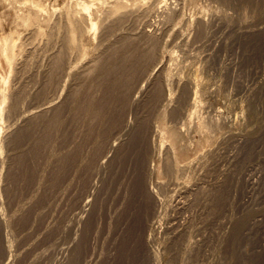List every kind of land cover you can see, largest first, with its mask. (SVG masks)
<instances>
[{
  "label": "rangeland",
  "instance_id": "rangeland-1",
  "mask_svg": "<svg viewBox=\"0 0 264 264\" xmlns=\"http://www.w3.org/2000/svg\"><path fill=\"white\" fill-rule=\"evenodd\" d=\"M79 1L85 2L88 5H92L94 3H97L99 0H0V41L1 39L7 38L5 36L9 37L10 35L14 38L19 37V35L24 38L26 37V40L22 41V42L25 41L22 46V53L25 55L26 51L31 47L33 48L38 45L42 46L48 38V32L50 31L49 27L53 25L58 15L60 13H64L65 11L67 12L70 10H74L77 7V3ZM102 1H106L107 3L112 2V0H102ZM170 1H171L170 4L176 5L174 6L176 8L178 6L177 9L180 11H179V15L174 20L175 22L174 21L170 22L169 26L171 24L175 25L176 23L177 24L176 26L171 25L173 29L183 28L185 32L189 33L192 32V30L194 29L197 19L202 17L212 25L213 27L212 30L214 29L215 31L212 40V45L214 46L215 43L224 33V30L222 32L221 28L217 29L215 24L216 23L215 16H217L218 14H220L219 16H225L228 19L230 18L229 20L233 22L232 24L235 26V29L239 28V26L244 28L247 27L248 25L249 26L254 25L253 27L264 26L263 24L264 0H170ZM128 2H129L128 4H134L135 2L136 3L138 2L139 4L141 3V0L128 1ZM33 5H39V8L42 7L41 9H43L44 13L50 15L48 16L47 14H43V17H41L42 20L40 19V23L38 24L42 28L40 32H36L37 34L35 33L34 36L31 34V31L33 30V27L35 28L36 25L24 26L21 23L22 17L27 16L29 11L34 9ZM92 7H93L92 13L94 15L93 16L94 19L100 22L101 13L97 9L98 6L93 5ZM152 19L151 20L156 24L157 17L153 16ZM51 23L52 25H50ZM236 23L238 24L236 25ZM45 29H47L46 30L47 33ZM38 33L40 34L38 35ZM29 34L31 35V37ZM27 36L30 38L27 39ZM167 41H165V43H163L162 46L158 49L156 57H159L161 60H165L167 62L166 63L167 67L163 73V78L166 77L169 79V83L172 85L171 86L167 85L169 86L167 88L171 89L172 92L175 91L174 97L175 96L179 97V98L177 97L175 98L176 100H179V103L181 105L178 102L177 103L175 102V104L172 106L173 109H175L176 111L174 110V112H169V110L166 107L156 104L155 97L157 96L156 95L157 92H159L158 86L160 82H162L161 81L162 77L160 81L158 80V82L151 88L152 90L149 91L147 96L145 95L144 96L145 98L143 97L144 100L142 99L140 105L134 111L131 110L129 111L130 108L126 104V99L122 96L124 92L121 91V89L125 91L124 96L128 97V94L131 91V88H129L131 87V84L129 83L128 80L127 82H125V79H122L123 78L122 74L128 75L129 72L126 71L127 69L125 67H123L124 65L126 66L125 63L126 61L123 62L117 56L119 54V51L121 52L122 50L121 44H118L115 47H113V49H111L110 54H107L106 57H103L101 59L99 63L100 73H101L99 74V78L98 77L90 78L88 82L86 81L82 84L81 88L79 87L77 88V90L75 89L74 92L72 93L71 96L74 98L75 104L77 103L76 104L77 112L75 111V114L73 113V115L76 116L75 119H73L74 117L71 114L72 119H69V123L67 124L68 126L65 125V128L61 130V132L64 135H62L60 131H58V133L61 135H58V133L56 134L57 130L56 131L54 130L53 127L54 123L47 122V124H45L46 122L45 123L35 122L32 123V125L34 124V127L30 126L25 133H23L22 131L23 134L21 133L22 135L21 137H19L20 140L19 143L20 142L22 143L20 150L22 152L18 157L15 158L14 164L10 169L11 175L9 174L7 183H5L6 186L4 187V189L2 188L3 190L1 189L0 191L1 192L0 197L1 196L3 197V198L1 197L2 202L5 203L6 205L8 204H10L11 206L14 205L13 208L16 206L17 202L18 203L21 202L22 199L25 201V197H26L25 195L26 194L28 195L33 190V187L36 184L35 182L37 181V176H38L37 174L39 172V168L42 167L41 165L44 161L43 157H46L47 154L49 153L50 148H47L49 145L39 146L38 144L40 142L38 141L44 140V142L47 141L49 143L51 142L52 144L54 140L57 141L56 139H54L57 135L56 138H59L61 136L59 138L60 140L58 144L59 143L64 144L66 143V141L71 140L76 134V136L79 137V143H80L77 145L76 148H73L74 151L72 152L74 153L71 152L70 155L69 153H66L67 155L65 154L63 156L62 161L55 163L54 164L55 166L53 165L51 167L52 169L50 168L48 170L49 171L47 173L48 176L46 175L47 177L46 180L48 181V186H47L48 188L46 189L47 192H45L47 197V195L49 196L50 192H52L54 189L53 183L56 180V178L59 176L58 169L64 170L65 169L64 167H67L66 170H69L72 167H77V166L78 168H80L79 162L82 157L81 154L82 153L84 154L85 152L89 151L90 159H91L89 166L91 167V170L90 168H88V170L86 171V175L84 173L85 171H82L84 173L83 174L84 176L82 178L83 179L82 183H83L85 181V178L92 171V166H93L92 162L94 157L97 156L102 150V147L105 146V141L108 139V136H110L109 134L111 132L110 130L116 128L118 129V127H120V125L122 126V124L125 122V120L128 117L130 118L132 117L133 119L136 120L133 126V128L134 127L135 128L134 129L132 128L133 130L131 129L129 133L130 135L128 134L126 141L113 156V158L114 157L115 158L112 159L107 172L103 174L104 177L99 187L97 188L96 192L94 193L93 196L94 203L92 205V209L90 208V211L85 219V222H83L80 225L81 227L74 228V231L72 232L69 238L72 244L71 245L72 255L70 254V260L68 262L69 264H264V31H262L261 33L246 35V36L245 35L240 36L238 32H234V35L232 34L229 35V38L226 40L227 45H230L231 42L232 46H228L229 49L227 48V46H224L220 54V60L223 57L222 62L220 61L219 65L216 64V66L215 65L212 66L215 67L214 69L209 68L207 71L203 69V65H204L203 57H205L204 54L207 53L209 54V52L211 53L210 49H212L213 46H211L212 48L209 46L200 47L197 44L196 45L192 44L189 45L188 47L183 48L182 46L180 47L179 44L173 43L172 39L170 38ZM98 43H99V39L94 38V36H92L89 42L92 51L91 56L93 55L96 56L98 54L96 52H99V50L97 51L95 48V46H97ZM25 45L26 47H24ZM23 47L25 48V50ZM198 47L200 50L198 49ZM230 47H232L233 49ZM113 51H117L118 54L116 52L112 53ZM174 51L176 54L174 53ZM188 52L190 53V56ZM36 53L37 55H35ZM36 53L30 56L29 61L31 63H34L36 60L42 61L41 57H38V54L40 56H43V58L44 55L45 56L47 55L45 54L46 52L44 53L43 51L41 52L40 50L39 53L38 52ZM22 55L19 54V57L23 58L24 56ZM148 57H144V59L146 58V60L148 61L147 62L146 60H144L145 61L144 63L146 62L149 63L154 58V54L152 56V59L150 58L151 55ZM112 59H117L115 63H113L114 65L110 63V60ZM121 61L123 62L122 65H120ZM2 62L0 61V90L3 91L2 92L0 91L1 93L0 100H2L1 99L2 93L3 92L9 93L8 90H10L11 87H13L16 84V77H19V75L23 76L25 74L26 75L29 74L28 73L29 70L27 71L28 67L26 69L22 68L21 69L22 73H21L20 68H17L16 66L11 67L10 65L9 68V66L5 62L3 63ZM116 62L119 65H117ZM102 67L107 71L108 76L106 75V71H104ZM223 68H225V70ZM215 69L216 71L219 72L214 71ZM222 69L224 71H222ZM201 70L204 73H202ZM221 72H225L223 74L225 75L228 74L229 76L228 75L224 76ZM116 73H118V75ZM109 74L112 76H110ZM207 75L209 77H207ZM32 76L28 75V78L24 76V78H27L23 80L26 83L24 84L23 82V84L25 85L24 89L26 91L32 88L31 86L35 84L34 82L38 77V76L36 77V75L35 76L32 75ZM195 78L198 81V83L201 85L198 88L194 87V90H192V92L197 91V95H199V97H196L197 95L195 94V97L197 99L199 98L198 101L201 107L199 113L200 116L199 115L198 116L201 118L207 116L205 117L207 119L208 115H210L208 119L211 120V118L214 119L215 117V123L216 122L218 123V125L215 127V131L211 133L212 135L211 141L207 140L206 139L207 137L204 136V134H202L201 132H199L197 125L201 121L198 118V116H194L193 118L194 120L192 119L191 121H189L188 119V116L191 114L193 109H191L189 106L187 107L188 103H186V100L189 91H187L188 89L185 88V85L188 82V80L190 79L195 80ZM108 81L111 82V85H113L114 83L116 84H114V86L112 87ZM27 82H29L31 85ZM174 82L182 83L181 85L182 88L180 86V89L178 90ZM126 90H128L129 92H127ZM207 90L210 91L208 92ZM120 99L123 100L121 101ZM202 99L206 101L208 100L207 103L206 101H202ZM201 101L203 103H201ZM0 102L2 103V101ZM184 103L187 105L185 106ZM154 104L157 107H155ZM178 104L182 107H180ZM7 106L8 105H6L5 107L7 108ZM122 106L124 108H122ZM159 107L161 109L164 107L165 109L160 110ZM207 107L209 109L212 108L213 111L210 110L211 112L210 113ZM177 111H179V113ZM96 112H98V114ZM165 112L168 113L164 114ZM170 113L173 115H171ZM186 113H188L189 115H186ZM180 114H183L182 118H180L181 117ZM2 115L1 116L3 118L2 121L3 123H1L0 121L1 123L0 131L2 132V133L0 132V136H1L0 142L2 144H5L3 142H5L4 140H6L7 137V134L5 133L8 130L7 124H9L8 119L10 120V118L8 117L10 116L9 113L7 114V111H4ZM91 116H94V118L97 116V118L91 119ZM164 116L165 118H163ZM167 116H169L168 119H166ZM183 116H186L187 118ZM178 118H180V120ZM171 119L174 120L175 125H173L174 123ZM166 120H168L167 123ZM184 122H185V127L183 126ZM180 123L183 125H181ZM176 125L179 127H177ZM186 125L187 126L189 125V127H187ZM68 127L69 128L71 127V129H69ZM168 127L171 128L169 129ZM173 127L174 128L176 127V129H173ZM153 128L154 129L156 128L157 130V134L155 135L151 131ZM171 129L173 130L171 131ZM174 130H178L182 132V134L184 133L183 138L180 133L181 138L180 141L178 142L179 144L175 142L173 136H171ZM98 131L100 132L98 133ZM51 132L54 134H52ZM168 132L170 134H168ZM153 135L155 137H153ZM62 136L66 138H63ZM233 138L234 139L236 138L234 140L235 144H232L234 143ZM181 139H183L182 140L183 143L181 142ZM86 141L90 145L87 144ZM23 146L26 150L22 148ZM233 146H235L236 149H234ZM42 147L43 148L46 147V148L43 149ZM168 148L169 149L171 148L170 152H168L167 150ZM183 150H187V151L184 152ZM210 151H212L214 154L212 155L211 152L209 157L211 155L212 156L210 158L207 157L205 159L206 162V163L204 162L205 165L203 164L204 166L203 165L200 166L197 161L199 158H196L198 157L197 155L201 157L203 152L204 154H206L205 152L209 153ZM36 156L38 157L36 158ZM233 156H235V159L232 162L231 158ZM227 159L228 161H226ZM217 160H219L220 162ZM169 161L171 163L167 164L169 163ZM77 162L78 165L76 164ZM192 162L194 164V165L192 164L193 165L192 168L185 169L184 173L181 172V174L183 173L182 176L180 174L177 175L179 176V179L178 177L174 179V181L179 183L178 184L179 186L178 187L176 186L175 189H179V187L181 188L186 184L188 187H192V188L193 187L195 188L197 185L203 184L202 186H200L202 187V190H198V191L195 190L192 191V193L189 192L191 194L178 193L179 194L178 195L172 192L171 190L172 188L167 187L169 190H166L167 191L166 192L165 191L166 186H164L161 190L162 192L159 190L161 192L159 196H161L162 200L165 201V199H163V196L164 193L165 194L167 193V195L164 196V198H166V204L164 203L165 209L161 208L162 212L159 209V214L158 212L156 213V217L159 218L153 221L152 220L153 217L148 214V210L147 211L145 210L146 195L145 193H143L144 183L151 182V185H156V184H162L160 183L161 181H159L162 180L163 184L167 185L170 179L168 178L170 176L167 173L171 165L178 166L180 164L178 168L181 169V168L189 167L186 165ZM5 165H6L5 167V171H6L7 164ZM165 167H167V169H165ZM147 168L153 169L152 171L153 173L151 174L148 173ZM160 168H162L163 171L161 170L160 171L161 173H158ZM196 171L199 172L197 173ZM221 172L222 173L224 172L225 175H223ZM199 173H201V175ZM163 175L165 176V178ZM160 176L163 177L160 178ZM203 179H205L206 181ZM248 179H251L253 182L256 181L255 182L256 186L253 189L251 186H249V183L247 181ZM27 191L29 192L27 193ZM200 191H202L203 193H201ZM169 192L172 193L171 196H173L174 193L177 197H175L174 195V198H172ZM12 194L14 195V198ZM21 194L22 196H20ZM19 197L22 198L20 199ZM167 197L168 199L169 197L172 199L171 205L170 203H167V201L170 202L169 200H167ZM15 198L16 200H14ZM18 199L20 201H18ZM45 199L46 198H43L39 202H36L37 206L36 203L32 204L29 207L30 209L28 208L24 212L18 214L19 219L18 218L16 219V224H15V227H17L16 246L19 245V247L17 246L18 248H20L19 250L25 252L22 254V256L24 257L20 258L21 261L23 260L22 263L19 262L18 264H28L29 262H32L33 259L36 258L35 255L37 253L39 254V252L41 253L44 251L48 252V250H50L52 246L50 243H52L54 239H51L50 237L46 239H42L40 237L38 238L39 240L37 239V233L39 230L38 228H40L38 224L40 220H38L39 216L38 217L36 216L39 215V209L41 207L40 202L44 201ZM23 200L22 202H24ZM42 203L43 202H41V204ZM38 205L40 206L39 209L37 208ZM35 208L38 210H36ZM22 214L24 215L22 216ZM23 217L27 219H24ZM18 220L20 221V223L18 222ZM29 221L31 223H29ZM155 221L158 222L160 221V223L155 224V230L154 229L152 230L153 233L147 231L148 225H152V223ZM146 222L150 224H147ZM23 223L25 226L23 225ZM143 226H145L146 229ZM18 229L21 232H19ZM78 229H80V231ZM145 236L146 237L148 236L147 239ZM48 239L49 241H45L46 243L44 241L42 242V240H48ZM47 242L49 244H47ZM24 246H26V249L29 248L30 250L27 249L26 251ZM36 249H38L39 251L37 250L36 252ZM38 254L36 256H38ZM32 255L35 258H33ZM25 259L27 260V262Z\"/></svg>",
  "mask_w": 264,
  "mask_h": 264
},
{
  "label": "bare ground",
  "instance_id": "bare-ground-1",
  "mask_svg": "<svg viewBox=\"0 0 264 264\" xmlns=\"http://www.w3.org/2000/svg\"><path fill=\"white\" fill-rule=\"evenodd\" d=\"M128 1H136V0H112V2L109 4L106 1H102L99 0L97 3H94L92 5H88L85 2H78L77 3V7L74 10H70V11H65L64 13H60L57 17V19L54 21L53 25L52 23L50 25H52L50 28V31L48 32V38L46 40V42L40 46H36V47H31L30 49H28L25 53V55L22 53V46L23 40H26V37H22L19 35V37L14 38L9 36H5L7 38L1 39L0 41V61L5 62L8 66L10 65L11 67L16 66L17 68H20V71L22 73V68L26 69L27 67V71H28V75L32 76V75H36V81L34 82L35 84L32 85L30 88V90L26 91L24 89V84H26L23 80L28 78V75H23L19 77H16V84L11 87L9 91V93H2V103L0 104V121L1 123H3V118H2V114L4 111H7V114L9 113L8 118H10V120L8 119V130L6 131L5 134H7L6 140H4L5 144H2L0 142V191L1 189L6 186L5 183H7L8 180V176L11 173L10 169L12 167V165L14 164L15 158L18 157L22 151L21 150V142L19 143V137H21V135L23 133L26 132V130L31 126L34 127V124L32 125V123H45L47 124V122L50 123H54L53 127L54 130L56 132V134L58 133V131L61 132V130L63 128H65V125H67L69 123V119H72L71 114L73 115V113L75 114L76 111V104H75V100L74 98L71 96L72 93L74 92V90L77 88H81L82 84L84 82H88V80L90 78H99V74L100 73V61L103 57H106L107 54H110L111 49H113V47H115L118 44H121V52L119 51L118 54V50L117 51H113L112 53L116 52L118 55V58L120 60H122L123 62L126 61V66L124 65L123 67H125L126 71H128V75L127 74H122V79H125V82H127V80L129 81V83L131 84V91L129 92L128 90H126L127 92H129L128 97H125V91L121 89V91L124 92V94L122 95L125 99H126V104L129 106V111H134L142 102L143 97L149 93L150 90H152L151 88L158 82V80L160 81L161 77H162V82H160L159 84V92H157V96L155 97L156 99V104L160 105V106H164L166 107L169 112H174L175 109H173V105L175 104V102L179 103V100H176L175 96V91L172 92L171 89L167 88L169 86L167 85H172L169 83V79L164 77L163 78V73L166 69V61L165 60H161L159 57H156L157 55V51L158 49L162 46L163 43H165V41H167L169 38L172 39L173 43L175 44H179L180 47L182 46L184 47H188L189 45L192 44H197L198 46H213L211 50V53L209 52V54H204L205 57L204 58V62H203V69L205 71H207L209 68L214 69L215 67L212 66H216V64L219 65V62H222V59L220 60V54L223 50L224 46H232L231 42L230 45H227V39L229 38V35H234V32H238L239 35L243 36V35H253V34H257V33H261L262 31H264V26H260V27H253V26H248L247 27H240L235 29V26L232 24L233 22H231L227 17L225 16H219L220 14H218L217 16H215V24L217 29L221 28L222 32L224 30L223 35L219 38V40L215 43V46L212 45V40H213V36H214V29L212 30V25L204 18L200 17L197 19L194 29L192 30V32H185L183 28H179V29H173L171 27V24L169 26L170 22H173L175 20V18L179 15V11L176 7V5H172L170 4V0H141V3L138 4V2L134 3V4H128ZM143 2V3H142ZM7 3V2H6ZM25 3V2H24ZM29 3V2H28ZM132 3V2H131ZM34 4V3H33ZM93 5H97L98 6V11L101 13V19L100 22L96 21V19H94V15H93V11H92V6ZM7 6V5H6ZM34 9H32L31 11H29L27 16H23L22 17V24L24 26H33L36 25L35 28L33 27V30L31 31V34L34 36V34L36 32H40L41 30V26L38 25L40 23V19L42 20L41 17H43V14H47L44 13L43 9H41L42 7L39 8V5H33ZM41 6V5H40ZM96 7V6H94ZM181 8V7H180ZM96 9V8H95ZM45 10V9H44ZM67 10V9H66ZM18 11V10H17ZM19 13V12H18ZM96 13V12H95ZM25 14V13H24ZM48 15V14H47ZM57 15V14H56ZM222 15V14H221ZM50 16V15H48ZM47 16V17H48ZM98 16V15H96ZM157 17V22L156 24L154 23L155 21L152 19V17ZM45 17V16H44ZM46 17V18H47ZM212 17V16H211ZM207 18V17H206ZM12 19V18H11ZM19 19V18H18ZM154 21H152V20ZM264 20V19H263ZM175 22V21H174ZM264 22V21H263ZM20 23V22H19ZM214 23V22H213ZM212 23V24H213ZM262 23V22H261ZM17 24V23H16ZM21 24V25H22ZM43 24V23H42ZM189 24V23H188ZM238 23H236L237 25ZM243 24V23H242ZM264 24V23H263ZM177 24L175 23L176 26ZM194 25V24H193ZM258 25V24H257ZM43 26V25H42ZM186 26V25H185ZM184 26V27H185ZM13 27V26H12ZM23 27V26H22ZM44 28V27H43ZM47 28V27H46ZM20 29V28H19ZM28 29V28H27ZM187 29V28H186ZM185 29V30H186ZM15 30V29H14ZM47 29H45L46 31ZM220 30V29H219ZM218 30V33H219ZM22 31V29H21ZM30 31V30H29ZM100 31V32H99ZM221 31V30H220ZM19 32V31H18ZM28 32V31H27ZM233 32V33H232ZM47 33V31H46ZM230 33V34H229ZM10 34V33H9ZM28 34V33H26ZM37 34V33H36ZM40 33H38L39 35ZM227 34V35H226ZM25 35V34H23ZM30 35V34H29ZM37 35V36H38ZM43 35V34H42ZM236 35V34H235ZM94 36V38H98L99 39V43L97 46H95L96 50L99 52L96 56H91V47H90V39L91 37ZM31 37V35H30ZM27 36V39L30 38ZM234 37V36H233ZM245 38V37H244ZM248 38V37H247ZM34 39V38H33ZM45 39V37H44ZM225 40V41H224ZM41 41V40H40ZM168 42V41H167ZM236 42V41H235ZM239 42V41H238ZM237 42V43H238ZM33 43V42H32ZM37 43V42H36ZM233 43V42H232ZM251 43V42H250ZM234 44V43H233ZM236 44V43H235ZM27 45V44H26ZM26 45L24 47H26ZM165 45V44H164ZM247 45V44H246ZM167 46V45H166ZM23 47V48H24ZM195 47V46H193ZM197 47V46H196ZM192 48V47H191ZM232 48V47H230ZM169 49V48H168ZM199 49V47H198ZM204 49V47H203ZM229 49V48H228ZM233 49V48H232ZM25 50V48H24ZM39 50L42 52H46L45 54H47L46 56H40L38 54V57H41L42 61L36 60L34 63H31L29 61L30 56L33 55L34 53L38 52ZM200 50V49H199ZM231 50V49H230ZM171 51V49H170ZM183 51V50H182ZM225 51V50H224ZM236 51V50H235ZM95 52V51H94ZM179 52V51H178ZM181 52V51H180ZM23 55H22V54ZM169 53V52H168ZM175 53V51H174ZM182 53V52H181ZM189 53V52H188ZM19 54L24 56L23 58L19 57ZM42 54V53H41ZM95 54V53H94ZM154 54V58L152 59V56ZM159 54V53H158ZM176 54V53H175ZM187 54V53H186ZM195 54V53H194ZM202 54V53H201ZM37 55V53L35 54ZM151 55V61L149 63H147L148 61L146 60V58L144 59V57H148ZM171 55V54H169ZM236 55V54H235ZM21 56V57H22ZM114 56V55H113ZM190 56V53H189ZM238 56V55H237ZM115 57V56H114ZM164 57V56H163ZM117 58V59H118ZM165 58V57H164ZM198 58V57H197ZM39 59V58H37ZM107 59V58H106ZM117 59H112L110 60V63L112 65H114L113 63H115V61ZM149 59V57H148ZM186 59V58H185ZM238 59V58H237ZM242 59V58H241ZM245 59V58H244ZM33 60V59H32ZM119 60V61H120ZM146 60L147 62L144 63ZM170 60V59H169ZM121 64L122 65V62ZM2 62V63H3ZM124 63V64H125ZM143 63V64H141ZM191 63V61H190ZM195 63V62H194ZM197 63V62H196ZM225 63V61H224ZM117 65H119L116 62ZM190 65V64H189ZM199 65V64H198ZM9 66V68H10ZM225 66V65H224ZM227 66V65H226ZM231 66V65H230ZM104 67V66H103ZM102 67V68H103ZM116 67V66H115ZM202 67V66H201ZM200 67V69H201ZM101 68V69H102ZM114 68V67H113ZM112 68V69H113ZM119 68V67H118ZM122 68V67H121ZM217 68V67H216ZM219 68V67H218ZM226 68V67H225ZM225 68H223L225 70ZM231 68V67H230ZM23 69V71H24ZM104 69V68H103ZM109 69V67H108ZM199 69V68H198ZM202 69V70H203ZM222 69V71H224ZM229 69V68H227ZM119 70V69H118ZM195 70V69H194ZM201 70V71H202ZM203 70V71H204ZM219 70V69H218ZM234 70V69H233ZM104 71H106L104 69ZM199 71V72H201ZM202 71V73H204ZM216 71V69L214 70ZM227 71V70H226ZM225 71V72H226ZM26 72V71H25ZM109 72V71H108ZM114 72V70H113ZM219 72V71H216ZM225 72H221L222 74ZM230 72V71H229ZM27 73V72H26ZM103 73V72H102ZM110 73V72H109ZM235 73V72H234ZM237 73V70H236ZM104 74V73H103ZM118 75V73H116ZM200 74V73H198ZM207 74V73H206ZM256 74V73H255ZM106 75L107 71H106ZM110 75V74H109ZM114 75V73H113ZM202 75V74H201ZM209 75V74H208ZM207 75V77H209ZM224 76H227L225 74H223ZM231 75V74H230ZM27 77V78H24ZM112 76V75H110ZM109 76V77H110ZM229 76V75H228ZM33 77V76H32ZM206 77V78H207ZM213 77V76H212ZM211 77V78H212ZM31 78V77H30ZM105 78V77H103ZM198 78V77H197ZM204 78V77H203ZM210 78V79H211ZM235 78V77H233ZM240 78V77H239ZM108 79V78H107ZM106 79V81H107ZM115 79V77H114ZM224 79V78H223ZM227 79V77H226ZM180 80V79H179ZM199 80V79H198ZM202 80V79H201ZM204 80V79H203ZM212 80V79H211ZM15 81V79H14ZM29 81V80H28ZM119 81V80H118ZM242 81V80H241ZM24 82V84H23ZM30 82V81H29ZM27 82V83H29ZM109 82V81H108ZM114 82V81H113ZM122 82V81H121ZM124 82V83H125ZM200 82V81H199ZM237 82V81H236ZM99 83V82H98ZM107 83V82H106ZM111 85V82H109ZM108 83V84H109ZM120 83V82H119ZM175 83V82H174ZM205 83V82H204ZM231 83V82H230ZM30 84V83H29ZM86 84V83H85ZM84 84V85H85ZM116 84V83H114ZM111 85L112 87L114 86ZM123 84V83H122ZM127 84V83H126ZM217 84V83H216ZM228 84V83H227ZM236 84V83H235ZM17 85V86H16ZM31 85V84H30ZM99 85V84H98ZM107 85V84H106ZM119 85V84H118ZM175 85L177 86L176 88L179 90L180 86L182 85V83L180 82H176ZM185 85V84H184ZM205 85V84H204ZM213 85V84H212ZM258 85V84H257ZM108 86V87H111ZM120 86V85H119ZM123 86V85H122ZM126 86V85H124ZM129 86V85H128ZM157 86V85H156ZM174 86V84H173ZM199 86H201L198 81L196 80H188V82L185 85V88L188 89V97L186 100L185 106L187 105V107L189 106L191 109H193V111L191 112V114L189 115L188 113H186V115L188 116L189 121H191L194 116H198L200 113V104L199 101L196 97H199V95H197V91H193L194 87L198 88ZM243 86V85H242ZM241 87V86H240ZM83 88V87H82ZM92 88V86H91ZM125 88V87H124ZM123 88V89H124ZM128 88V87H127ZM182 88V86H181ZM210 88V87H209ZM212 89V88H211ZM218 89V88H217ZM246 89V88H245ZM79 90V89H78ZM82 90V89H81ZM80 90V91H81ZM130 90V89H129ZM199 90V89H198ZM202 90V89H200ZM206 90V89H205ZM1 91V90H0ZM3 91V90H2ZM1 91V92H2ZM7 91V92H8ZM90 91V90H89ZM177 91V90H176ZM186 91V90H185ZM204 91V90H202ZM208 92L210 90H207ZM246 91V90H245ZM120 92V91H119ZM216 92V91H215ZM78 93V92H77ZM76 93V94H77ZM81 93V92H80ZM122 93V92H121ZM202 93V92H201ZM251 93V91H250ZM249 93V94H250ZM254 93V92H253ZM1 94V93H0ZM177 94V93H176ZM187 94V93H186ZM195 94L197 95L195 97ZM200 94V93H199ZM209 94V93H207ZM211 94V93H210ZM218 94V92H217ZM228 94V93H227ZM247 94V92H246ZM81 95V94H80ZM90 95V94H89ZM155 95V94H154ZM205 95V94H204ZM239 95V94H238ZM74 96V95H73ZM76 96V95H75ZM121 96V95H120ZM201 96V95H200ZM208 96V95H207ZM237 96V95H236ZM73 99H72V98ZM95 97V96H94ZM122 97V98H123ZM203 97V96H202ZM206 97V96H205ZM247 97V96H246ZM245 97V99H246ZM249 97V96H248ZM83 98V97H82ZM81 98V99H82ZM90 98V97H89ZM145 98V97H144ZM179 98V97H177ZM124 99V100H125ZM154 99V101H155ZM205 99V98H204ZM207 99V98H206ZM209 99V98H208ZM77 100V99H76ZM121 100V99H120ZM123 100V99H122ZM121 100V101H122ZM144 100V99H143ZM201 100V99H200ZM153 101V102H154ZM202 101H206L203 100ZM201 101V103H203ZM208 101V100H207ZM206 101V103H207ZM8 102V104H7ZM24 102V103H23ZM88 103V102H87ZM210 103V102H209ZM85 104V103H84ZM91 104V103H90ZM180 104V103H179ZM178 104V105H179ZM183 104V103H182ZM6 105L7 108L5 107ZM92 105V104H91ZM89 105V106H91ZM126 105V107H127ZM155 105V104H154ZM181 105V104H180ZM179 105V106H180ZM205 105V104H202ZM210 105V104H209ZM208 105V106H209ZM79 107V106H78ZM94 107V106H92ZM155 107H157L155 105ZM162 109H165V108ZM176 107V106H175ZM182 107V106H180ZM184 107V106H183ZM122 108H124L122 106ZM160 108V107H159ZM186 108V107H185ZM184 108V109H185ZM208 108V107H207ZM86 109V108H85ZM160 108V110H162ZM166 109V110H167ZM179 109V108H178ZM183 109V112H184ZM209 109V108H208ZM87 110V109H86ZM90 110V109H89ZM88 110V111H89ZM98 110V109H97ZM101 110V109H100ZM99 110V111H100ZM138 110V109H137ZM167 110V111H168ZM182 110V109H181ZM188 110V109H187ZM206 110V108H205ZM211 109H209L210 112ZM91 111V110H90ZM94 111V109H93ZM127 111V110H126ZM176 111V110H175ZM186 111V110H185ZM213 111V110H212ZM77 112V111H76ZM92 112V111H91ZM109 112V111H108ZM117 112V111H115ZM161 112V111H160ZM179 113V111H177ZM176 112V113H177ZM182 112V111H181ZM207 112V111H205ZM94 113V112H93ZM98 114V112H96ZM95 113V114H96ZM168 112H165L164 114H166ZM190 113V112H189ZM211 113V112H210ZM78 114V113H77ZM82 114V113H81ZM94 114V115H95ZM100 114V113H99ZM130 114V113H129ZM128 114V115H129ZM132 114V113H131ZM136 114V111H135ZM148 114V113H147ZM152 114V113H151ZM156 114V113H155ZM171 114V113H170ZM203 114V113H202ZM206 114V113H205ZM204 114V115H205ZM208 114V113H207ZM213 114V113H212ZM2 115V116H1ZM83 115V114H82ZM90 115V114H89ZM134 115V114H133ZM141 115V114H140ZM143 115V114H142ZM146 115V114H145ZM153 115V114H152ZM159 115V114H158ZM161 115V114H160ZM169 115V114H167ZM173 115V114H171ZM182 118L183 114H180ZM179 115V116H180ZM70 116V117H69ZM81 116V115H80ZM120 116V115H119ZM131 116V115H130ZM138 116V115H136ZM163 116V115H162ZM178 116V114H177ZM200 116V115H199ZM200 119V123H198L197 128L199 130V132H201L202 134H204V136H206L207 140L211 141L212 140V135L211 133L215 131V127L218 125V123H215V117L214 119L211 118V120H209V116L208 115V120L205 118L207 116H205L204 118L199 117ZM215 116V115H214ZM12 117V118H11ZM73 119H75V115H73ZM78 117V115H77ZM93 117V118H92ZM107 117V116H106ZM126 117V116H124ZM144 117V116H143ZM169 116L166 117V119H168ZM186 117V116H183ZM83 118V117H82ZM85 118V117H84ZM97 118V116L95 117ZM94 116H91V119H95ZM129 118V119H128ZM125 122L122 124V126L120 125V127H118V129H113L110 130L111 132L108 133L110 134V136H108V139L105 141V146L102 147V150L100 151V153L94 157L93 162H92V171L91 173H89V175L85 178V181L82 183V178H83V174L85 173L86 175V171L88 170V168L91 167L90 165V152L87 151L84 154L82 153V157L80 159L79 165L80 168L77 167H72L69 170H66L67 167H64L65 172L63 169H58L59 170V176L56 178V180L54 181L53 185H54V189L52 192H50V195L46 197V189L48 188V181L46 180L48 176V170L57 162L62 161L63 156L66 153H70L73 150V148H76L79 143V137L75 136L69 140L66 141V143H59V138H54L57 141L54 140V142L51 144V142H47L44 140L42 141H38L40 142L38 145H42V146H46L49 145L47 148L49 149V153L47 154L46 157L44 158V161L42 163V167L39 168V172H38V176H37V181L35 182V186L33 187V190L27 195H25V201L22 202H17L16 206L13 208V206H11L10 204L6 205L5 203L2 202V199L0 197V264H18L19 262L22 263V261L20 260L23 253L22 250H19L20 248L19 245L16 246L17 244V227H15L16 224V219L18 218V214L24 212L26 209H28L32 204H35L36 202H39L41 199L46 198L40 205L41 207L38 205V209H39V215H37L36 217H38V220H40L39 222V227L38 228V233H37V239L38 238H42V239H46L48 237H50L51 239H54V241L52 243H50L52 246L50 248V250L44 251V252H39L38 256L35 255V258L29 262L30 264H69V260H70V254H71V242L69 240L72 232L74 231V228H78L81 227L80 225L85 222L86 217L88 216V213L90 211V208L92 209V205H93V196L94 193L96 192L97 188L99 187L100 183L102 182L103 179V174H105L108 170V167L111 164V161L113 158V156L115 155V153L120 149V147L123 145V143L126 141V138L128 136V134L130 133L131 129L134 126L135 123V119H133L132 117H128ZM147 118V117H146ZM165 118V116L163 117ZM171 118V117H170ZM174 118V117H173ZM180 118H178L180 120ZM187 118V117H186ZM196 118V117H195ZM80 119V118H79ZM87 119V118H86ZM118 119V118H117ZM153 119V118H152ZM185 119V120H188ZM88 120V119H87ZM90 120V119H89ZM172 120V119H171ZM176 120V118H175ZM178 120V121H179ZM184 120V119H183ZM194 120V119H193ZM72 121V120H70ZM74 121V120H73ZM101 121V120H100ZM143 121V120H142ZM141 121V122H142ZM147 121V120H144ZM168 120H166L167 123ZM174 123V120H172ZM175 121V122H178ZM198 121V120H197ZM77 122V121H76ZM87 122V121H85ZM92 122V120H91ZM94 122V120H93ZM140 122V121H139ZM182 122V121H181ZM186 122V121H185ZM185 122H184V127H185ZM0 123V124H1ZM49 123V124H50ZM71 123V122H70ZM81 123V122H79ZM119 123V122H118ZM183 123V122H182ZM192 123V122H191ZM195 123V122H194ZM72 124V123H71ZM83 124V123H82ZM144 124V123H141ZM150 124V122H149ZM154 124V123H153ZM165 124V123H164ZM179 124V125H180ZM189 124V123H188ZM3 125V124H2ZM78 125V124H77ZM95 125V124H94ZM93 125V126H94ZM113 125V124H112ZM140 125V124H139ZM170 125V124H169ZM175 125V123L173 124ZM1 126V125H0ZM36 126V124H35ZM68 126V125H67ZM74 126V125H73ZM91 126V125H89ZM92 126V127H93ZM142 126V125H141ZM144 126V125H143ZM146 126V125H145ZM149 126V125H148ZM172 126V125H171ZM177 126V125H176ZM187 126V125H186ZM6 127V126H5ZM51 127V126H49ZM77 127V126H76ZM88 127V126H87ZM91 127V128H92ZM154 127V126H153ZM179 127V126H177ZM189 127V125L187 126ZM186 127V128H187ZM43 128V127H41ZM69 128V127H68ZM67 128V129H68ZM135 128V127H134ZM133 128V129H134ZM143 128V127H142ZM146 128V127H145ZM150 128V127H149ZM169 128V127H168ZM171 128V127H170ZM169 128V129H170ZM183 128V127H182ZM31 129V128H30ZM33 129V128H32ZM36 129V128H35ZM39 129V128H38ZM71 129V127L69 128ZM76 129V128H75ZM74 129V130H75ZM110 129V128H109ZM132 129V130H133ZM173 129H176V127ZM171 129V131L173 130ZM178 129V128H177ZM44 130V129H42ZM53 130V131H54ZM100 130V129H99ZM149 130V129H148ZM151 130V129H150ZM166 130V128H165ZM168 130V129H167ZM180 130V129H179ZM183 130V129H182ZM23 131V133H22ZM32 131V130H31ZM147 131V130H146ZM152 133L155 135L157 134V130L156 128L151 130ZM181 131V130H180ZM178 130H174L172 132L173 138L175 142H179L181 135L183 138V134L182 132H180ZM1 132V131H0ZM69 132V131H68ZM100 131H98L99 133ZM159 132V130H158ZM170 132V131H169ZM168 132V134H170ZM2 133V132H1ZM22 133V134H21ZM34 133V132H33ZM52 133V132H51ZM62 133V132H61ZM65 133V132H64ZM112 133V134H111ZM149 133V132H148ZM161 133V132H160ZM181 133V135H180ZM4 134V135H5ZM54 134V133H52ZM163 134V133H162ZM167 134V135H168ZM58 135H61L58 133ZM62 135H64L62 133ZM130 135V134H129ZM153 135V137H155ZM161 135V134H160ZM159 135V136H160ZM27 136V135H26ZM37 136V135H35ZM52 136V135H51ZM67 136V135H66ZM69 136V135H68ZM73 136V135H71ZM80 136V135H79ZM148 136V135H147ZM157 136V135H156ZM241 136V135H240ZM245 136V135H244ZM1 137V136H0ZM63 137V136H62ZM70 137V136H69ZM162 137V136H161ZM170 137V136H169ZM247 137V136H246ZM53 138V137H52ZM66 138V137H63ZM61 138V139H63ZM91 138V137H90ZM94 138V137H93ZM152 138V137H151ZM167 138V137H165ZM45 139V138H44ZM97 139V138H96ZM236 139V138H235ZM233 138V142L232 144H235V140ZM3 140V139H2ZM22 140V139H21ZM27 140V139H26ZM151 140V139H150ZM183 139H181L182 142ZM221 140V139H219ZM241 140V139H240ZM31 141V140H30ZM83 141V140H82ZM81 141V142H82ZM148 141V140H147ZM153 141V140H152ZM151 141V142H152ZM171 141V140H170ZM224 141V140H223ZM249 141V140H248ZM26 142V141H25ZM87 142V141H86ZM95 142V141H94ZM169 142V140H168ZM215 142V141H214ZM225 142V141H224ZM37 143V142H36ZM183 143V142H182ZM219 143V142H218ZM221 143V142H220ZM31 144V143H30ZM35 144V143H34ZM87 144H89L87 142ZM99 144V143H98ZM173 144V143H172ZM179 144V143H178ZM177 144V145H178ZM238 144V143H237ZM240 144V142H239ZM37 145V146H38ZM86 145V144H85ZM90 145V144H89ZM171 145V144H169ZM174 145V144H173ZM184 145V144H183ZM210 145V144H209ZM214 145V144H213ZM242 145V144H241ZM240 145V146H241ZM245 145V144H244ZM102 146V144H101ZM164 146V145H163ZM186 146V145H185ZM193 146V145H192ZM34 147V146H33ZM79 147V146H78ZM86 147V146H85ZM187 147V146H186ZM210 147V146H209ZM218 147V146H216ZM221 147V146H220ZM225 147V146H224ZM234 149H236L235 146H233ZM23 149L24 146L22 147ZM30 148V147H29ZM39 148V147H38ZM43 148V147H42ZM46 148V147H45ZM43 148V149H45ZM88 148V147H87ZM163 148V147H162ZM173 148V147H172ZM180 148V147H179ZM185 148V147H184ZM228 148V147H227ZM238 148V147H237ZM40 149V148H39ZM165 149V147H164ZM26 150V149H25ZM24 150V151H25ZM31 150V149H30ZM86 150V148H85ZM89 150V149H88ZM168 152H170L171 148L167 149ZM44 151V150H43ZM42 151V152H43ZM163 151V149H162ZM184 152L187 150H183ZM236 151V150H235ZM34 152V151H33ZM39 152V151H38ZM45 152V151H44ZM47 152V151H46ZM93 152V151H92ZM196 152V151H195ZM212 151H210L209 153L205 152L206 154H200L201 157H199V155H197L199 158L198 164L201 166L204 164L205 159L207 157H209V155L211 154ZM6 153V155H5ZM74 153V152H72ZM163 153V152H162ZM180 153V152H179ZM201 153V152H200ZM167 154V153H166ZM214 153L212 152V155ZM233 154V153H232ZM32 155V153H31ZM46 155V154H45ZM67 155V154H66ZM93 155V154H92ZM91 155V156H92ZM164 155V154H163ZM174 155V154H172ZM171 155V156H172ZM211 155V156H212ZM25 156V155H24ZM35 156V155H34ZM170 156V155H167ZM210 156V157H211ZM228 156V155H227ZM23 157V156H22ZM21 157V158H22ZM30 157V156H28ZM38 156H36L37 158ZM40 157V156H39ZM166 157V156H164ZM175 157V156H173ZM209 157V158H210ZM6 158V160H5ZM79 158V157H78ZM171 158V157H170ZM187 158V157H186ZM23 159V158H22ZM31 159V158H30ZM34 159V158H33ZM41 159V158H40ZM65 159V158H64ZM69 159V158H68ZM165 159V158H164ZM169 159V158H168ZM189 159V158H188ZM219 159V158H218ZM235 159V156H233L231 158V161L233 162ZM19 160V159H18ZM32 160V159H31ZM42 160V159H41ZM162 160V159H161ZM185 160V159H184ZM213 160V159H211ZM65 161V160H64ZM151 161V160H150ZM166 161V160H165ZM194 161V160H193ZM210 161V160H209ZM219 161V160H217ZM228 161V159L226 160ZM7 162V163H6ZM66 162V161H65ZM164 162V161H163ZM167 162V161H166ZM173 162V161H172ZM177 162V161H175ZM182 162V161H181ZM220 162V161H219ZM62 163V162H61ZM171 162L169 161L170 164ZM195 163V162H194ZM206 163V162H205ZM222 163V162H221ZM7 164V170L5 171V167ZM36 164V163H35ZM40 164V163H39ZM78 165V162L76 163ZM186 164V163H185ZM184 164V165H185ZM192 163H188L189 167H185V168H180L179 169V165L178 166H174L171 165L168 171V175L170 177L169 182L167 183V185H164L162 180L160 183L162 184H156V185H151V182H146L143 185V189L145 195H146V200H145V210H148V214L151 215L153 217V221L159 217H156V213L158 212L159 214V209L160 211L164 208L165 204H166V198H164L165 195H167V193L165 194L164 191V196L163 199L161 198L160 193L162 192V188L164 186H166V188H172V192H174L175 194H186L192 191H198V190H202V185H195L196 187L192 188V187H188L187 184L185 186H182L181 188L179 187V189H175V187L179 186L176 181H174V179H176L179 176H177L178 174H180L182 176V174L184 173L185 169L188 168H192ZM213 164V163H212ZM165 165V164H164ZM205 165V164H204ZM203 165V166H204ZM55 166V165H54ZM162 166V165H160ZM168 166V165H166ZM21 167V166H19ZM58 167V166H57ZM184 167V166H183ZM195 167V166H194ZM24 168V167H23ZM70 168V167H69ZM152 168V167H150ZM148 169V173H153V169ZM163 168V167H162ZM162 168H160V170L158 171V173H161L160 171L162 170ZM222 168V167H221ZM22 169V168H21ZM38 169V168H37ZM52 169V168H51ZM165 169H167V167H165ZM214 169V168H213ZM224 169V167H223ZM34 170V169H33ZM54 170V169H53ZM80 170V171H79ZM89 170V171H90ZM190 170V169H189ZM192 170V169H191ZM228 170V169H227ZM22 171V170H21ZM32 171V170H31ZM52 171V170H51ZM67 171V172H66ZM82 171H85L84 173ZM163 171V170H162ZM82 172V173H81ZM180 172V173H179ZM181 172H183L181 174ZM191 172V171H190ZM197 172V171H196ZM199 172V171H198ZM197 172V173H198ZM220 172V169H219ZM227 172V171H224ZM224 172L222 173L223 175ZM58 173V172H57ZM81 173V174H80ZM88 173V172H87ZM164 173V172H163ZM195 173V172H193ZM203 173V172H202ZM214 173V172H213ZM218 173V174H221ZM253 173V172H252ZM24 174V173H23ZM22 174V175H23ZM54 174V173H53ZM165 174V175H167ZM201 175V173H199ZM11 175V174H10ZM21 175V176H22ZM185 175V174H184ZM194 175V174H192ZM250 175V174H249ZM151 176V175H150ZM164 176V175H163ZM163 176H160L163 177ZM186 176V175H185ZM207 176V175H206ZM218 176V175H217ZM222 176V175H221ZM256 176V174H255ZM19 177V176H18ZM153 177V176H152ZM208 177V176H207ZM223 177V176H222ZM248 177V176H247ZM246 177V178H247ZM254 177V176H252ZM29 178V177H28ZM33 178V177H32ZM158 178V177H157ZM165 178V176H164ZM163 178V179H164ZM184 178V176H183ZM249 178V177H248ZM251 178V177H250ZM24 179V178H23ZM22 179V180H23ZM27 179V178H25ZM34 179V178H33ZM50 179V178H49ZM152 179V178H151ZM253 179V178H252ZM31 180V179H30ZM156 180V179H155ZM154 180V181H155ZM205 180V179H203ZM210 180V179H209ZM158 181V179H157ZM180 181V180H179ZM206 181V180H205ZM249 183V186L252 187V189L256 186V181H252L251 179L247 180ZM184 182V181H183ZM198 182V181H197ZM82 183V184H81ZM143 183V182H142ZM153 183V182H152ZM159 183V182H157ZM165 183V182H164ZM181 183V182H180ZM205 183V182H204ZM207 183V182H206ZM34 184V183H33ZM50 185V184H49ZM181 185V184H180ZM184 185V184H183ZM8 186V185H7ZM24 186V185H23ZM142 186V185H141ZM209 186V185H208ZM51 187V186H50ZM81 187V190H80ZM204 187V186H203ZM166 190H169L168 188ZM205 188V187H204ZM2 189V190H3ZM19 189V188H18ZM22 189V188H21ZM27 189V188H25ZM142 189V190H143ZM158 189V190H157ZM206 189V188H205ZM20 190V189H19ZM80 190V191H79ZM161 192H160V191ZM164 190V189H163ZM170 190V191H171ZM159 191V192H158ZM18 192V191H15ZM29 191H27L28 193ZM167 192V191H166ZM201 193H203L202 191H200ZM1 193V192H0ZM49 193V192H48ZM47 193V194H48ZM170 193V192H169ZM173 196H171L172 193H170V196L172 198H174V194ZM189 193V194H191ZM194 193V192H193ZM19 194V193H18ZM178 194V195H179ZM1 195V194H0ZM13 195V194H12ZM11 195V196H12ZM16 195V194H15ZM24 195V193H23ZM163 195V194H162ZM207 195V194H206ZM10 196V197H11ZM22 196V194L20 195ZM143 196V195H142ZM169 196V195H168ZM195 196V195H194ZM5 197V196H4ZM145 197V196H144ZM175 197H177L175 195ZM3 198V197H2ZM12 198V197H11ZM14 198V195H13ZM20 199L22 197H19ZM189 198V197H188ZM198 198V197H197ZM206 198V197H205ZM171 198L167 197V200H169L170 202L167 201V203H170L171 205ZM177 199V198H176ZM180 199V198H179ZM190 199V198H189ZM10 200V198H9ZM16 200V198L14 199ZM18 201H20L18 199ZM143 201V200H142ZM190 201V200H189ZM12 202V201H11ZM185 202V201H184ZM144 203V202H143ZM165 203V204H164ZM175 203V202H174ZM142 204V203H141ZM188 205V204H187ZM37 206V203H36ZM140 206V205H139ZM167 206V205H166ZM169 206V205H168ZM32 208V207H31ZM162 208V209H161ZM178 208V207H177ZM30 209V208H29ZM33 209V208H32ZM36 209V208H35ZM36 209V210H38ZM165 209V208H164ZM185 209V208H184ZM179 210V209H178ZM166 211V210H165ZM162 212V211H161ZM160 212V213H161ZM168 212V211H167ZM29 213V212H28ZM31 213V212H30ZM26 214V213H25ZM146 214V213H145ZM165 214V213H163ZM24 214H22L23 216ZM29 215V214H28ZM147 216V215H146ZM159 216V215H158ZM165 216V215H164ZM20 217V216H19ZM24 218V217H23ZM22 218V221H23ZM146 218V217H145ZM19 219V218H18ZM27 219V218H24ZM33 219V218H32ZM148 219V218H147ZM167 219V218H166ZM165 219V220H166ZM26 221V220H24ZM140 221V220H139ZM163 221V220H162ZM18 222L20 223V221L18 220ZM34 222V221H33ZM32 222V224H33ZM37 222V220H36ZM18 223V224H19ZM29 223H31L29 221ZM147 224H150L148 222H146ZM156 223H160V221H155L152 223V225H148V229L147 231L152 232V230H155V224ZM165 223V222H164ZM22 224V222H21ZM26 224V223H25ZM31 224V226H32ZM146 224V226H147ZM24 225V223H23ZM29 225V224H28ZM140 225V224H139ZM22 226V225H20ZM25 226V225H24ZM30 226V227H31ZM34 226V225H33ZM157 226V225H156ZM36 227V225H35ZM142 227V226H141ZM145 227V226H143ZM158 227V226H157ZM162 227V226H160ZM168 227V226H167ZM19 228V227H18ZM22 228V227H20ZM32 229V228H31ZM146 229V227H145ZM157 229V228H156ZM19 230V229H18ZM23 230V229H22ZM80 231V229H78ZM32 231V230H31ZM145 231V230H144ZM157 231V230H156ZM19 232H21L19 230ZM30 233V231H29ZM33 233V232H32ZM77 233V232H76ZM148 233V232H147ZM153 233V232H152ZM36 235V234H35ZM149 235V234H148ZM75 236V235H74ZM141 236V235H140ZM73 237V236H72ZM146 237V236H145ZM148 237V236H147ZM146 237V239H147ZM151 237V235H150ZM20 238V237H19ZM22 239V238H21ZM20 239V240H21ZM35 239V238H34ZM39 240V239H38ZM33 241V240H32ZM45 241H49L48 240H42V242ZM152 241V240H151ZM21 242V241H20ZM41 242V241H40ZM51 242V240H50ZM46 243V242H45ZM22 244V243H21ZM47 244H49L47 242ZM43 245V244H42ZM45 245V244H44ZM21 247V246H20ZM25 250L26 249V246ZM49 247V246H48ZM31 248V247H30ZM47 248V246H46ZM33 249V247H32ZM24 250V249H23ZM30 250V249H29ZM38 249H36L37 252ZM42 250V249H41ZM40 250V251H41ZM34 251V250H33ZM32 251V252H33ZM39 251V250H38ZM35 252V253H36ZM30 253V252H29ZM31 254V253H30ZM26 255V254H25ZM72 255V254H71ZM27 256V255H26ZM31 256V255H30ZM27 258V257H26ZM26 260V259H25ZM24 260V261H25ZM27 262V260H26ZM28 263V264H29ZM71 263V262H70Z\"/></svg>",
  "mask_w": 264,
  "mask_h": 264
}]
</instances>
